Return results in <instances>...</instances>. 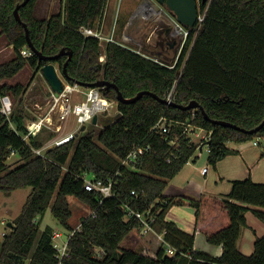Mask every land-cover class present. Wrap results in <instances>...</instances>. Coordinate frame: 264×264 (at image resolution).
Returning <instances> with one entry per match:
<instances>
[{"label":"trees","instance_id":"16d2710c","mask_svg":"<svg viewBox=\"0 0 264 264\" xmlns=\"http://www.w3.org/2000/svg\"><path fill=\"white\" fill-rule=\"evenodd\" d=\"M24 0H0V29L13 46L14 56L0 63V81L13 78L29 64L36 73L49 63L62 69L67 64L66 81L94 83L100 79L117 85L126 98L148 90L132 103L118 101L117 90H102L106 98L118 102L121 116L95 132L82 131L69 141L36 154L54 136L42 129L27 144L12 128L26 132V121L34 115L24 105L27 86L22 83L0 84V94H9L15 102L8 119L0 114V191L31 187L13 227L0 244V264H58L52 241L53 229L40 234L39 219L51 211L68 229L74 196L88 205L96 215L82 218V228L70 240L71 256L65 264H264V235L257 236L254 251L246 255L237 241L247 224L246 212L252 210L264 220V182L252 177L232 181L225 196L203 194L200 198H177L164 195L169 181L191 160L198 159V148L181 137V146L171 147L169 140L183 129L180 123L165 136L153 129L163 115L180 122H191L211 131L207 161L213 167L231 150L229 142L260 139L264 145V126L254 133L215 124L201 108L182 109L156 99L166 98L174 88L173 100L187 104L196 100L212 119H220L251 129L264 120V0H210L199 31L187 36L173 63L159 62L145 52H138L118 41H103L84 35L79 28H100L99 21L106 0H61L59 10L49 16L36 14L37 1L20 7V23L14 15ZM207 4H202L204 9ZM46 56L21 54L28 39ZM101 56L104 60L101 61ZM175 63L173 68L169 67ZM136 146H149L134 165L122 160ZM23 162L7 169L12 152ZM264 155V152L262 153ZM114 179L115 196L103 198L101 191L85 182ZM188 203L195 210V230L187 232L166 220L170 206ZM151 212L154 228L164 232L165 242L155 254L126 244L142 223L134 212ZM202 232L213 245H222L223 253L214 256L195 249V233ZM176 249L167 253V245Z\"/></svg>","mask_w":264,"mask_h":264},{"label":"built area","instance_id":"2783aa9c","mask_svg":"<svg viewBox=\"0 0 264 264\" xmlns=\"http://www.w3.org/2000/svg\"><path fill=\"white\" fill-rule=\"evenodd\" d=\"M209 2L204 9L202 8L201 3H199L197 23L193 28L184 27L182 24L176 21L177 28L183 32L184 42L192 30L199 31L201 28ZM145 5V3L141 4V6ZM99 29L100 28H92L90 26H81L79 28V30L86 36H95L102 39L104 37L102 36V32ZM109 40L115 41L113 39V34ZM124 41H130V37L125 35ZM137 51L140 52L139 49H137ZM33 53L34 52L30 49V47H28V45L21 49V54L25 57H29ZM100 59L103 61L104 57L101 56ZM153 59L155 60V58ZM157 60L161 62L159 59ZM174 66L175 63L169 65L171 68ZM39 73L42 75L41 70ZM173 95L174 88L169 92L166 98L169 101H174ZM13 110L14 101L12 97L9 94H0V114L10 119ZM118 113H120L118 102L106 98L99 87H86L77 81H64L61 91H54L50 89L49 96L46 98L43 104L38 105L34 117L27 119L25 133H21L19 130H17L13 123H11V126L15 132L21 135L23 140L29 145L31 144V136H35L42 129H48L54 132V136L47 140V142H45L41 147H33L34 153L44 155L45 151L49 148L61 145L72 139L74 136H77L81 131H84L87 124L93 123L94 116H97L98 118L102 116L113 118ZM97 122H99V120ZM180 123L183 125V129L181 132L175 133L173 136H171L169 140L171 147L174 145L181 146V137H184L189 144L197 145L198 148H200V151H202L204 146H208L206 142L210 140L212 132L191 122H180L163 115L156 122L153 129L161 134H164L168 138V134H171L173 128ZM253 143L257 145L258 141L255 140ZM148 149L149 146H136L122 160V164H136L138 160L148 151ZM12 154H15V152L13 151ZM207 170L208 168L204 167L202 173L205 174ZM85 182L101 191L103 198L100 200V203L104 198L115 196V193L113 192V178L103 180L92 179L91 177L86 176ZM134 214L142 223L141 229L138 230V234L141 237H149L151 234H154V237H156L154 241L155 245L160 247L165 242L164 232H158L154 228L155 218L151 215V212L137 211L134 212ZM89 215L95 216L96 213L95 211H91ZM81 228L82 222H80L77 227L68 229V234L66 236L62 232L53 230L52 241L55 248V258L57 259L58 264H65V260L70 258V240L74 237L77 231L81 230ZM6 233L7 231L2 232L0 238H4ZM175 251L176 249L174 247L169 244L167 245L168 254H172Z\"/></svg>","mask_w":264,"mask_h":264},{"label":"crops","instance_id":"0c3cea01","mask_svg":"<svg viewBox=\"0 0 264 264\" xmlns=\"http://www.w3.org/2000/svg\"><path fill=\"white\" fill-rule=\"evenodd\" d=\"M143 0H140L135 10L131 9L129 6H126L125 13L122 14L119 8H112L110 4H107L102 18L99 23L101 28L105 25L106 19H114L112 27L110 28L111 34L113 35H122V41H124V36L128 35L130 37V44H134V49H139L137 47H143L145 54L151 56L152 58L167 59L168 63H173L177 58V52L180 46L183 45L184 36L183 32L177 28L176 20L173 15L165 11H161V7H158L154 4H149L141 6L140 4ZM147 25H150V33L145 36L143 33L144 29H147ZM176 32V33H174ZM180 35L182 38L181 43H175L174 34ZM159 34V35H158ZM145 36V37H144ZM123 43V42H122ZM173 43V44H171ZM125 44V43H124ZM137 46V47H135ZM140 50V49H139ZM164 62V61H163ZM167 63V62H166ZM57 67V64H54ZM60 73V71H59ZM62 75V74H61ZM61 80L66 81V79L60 76ZM48 84V83H47ZM49 85V84H48ZM30 96L24 101V105L27 110H29L33 115L36 113L38 105L43 104L46 98L49 96L51 86L48 87V94L44 90L39 89L37 86H33ZM28 91V89H27ZM26 91V93H27ZM37 93V94H36ZM25 99V95H24ZM262 139L260 143L254 146H262ZM249 144L246 142L237 143L229 142L228 147L233 150L229 153L224 159H222L216 167H214V179L212 183L214 184L213 189H208V181L198 183L193 180L191 170H188L191 165L188 162L182 170L172 178L167 187H171L170 192H165L166 196H176L177 198H200L203 194H210L215 196H225L229 193L232 181L238 179H245L247 176L252 177L255 182H264V155L261 151H257L254 154L248 152ZM264 151V150H262ZM210 169L204 174L207 176ZM237 174H245V178L239 177ZM179 177V178H177ZM177 179V180H176ZM193 182V190L188 189V185ZM227 182L229 189L222 192L220 186ZM166 189V188H165ZM179 208H192V210H182V215H178L174 212L175 209ZM166 220L175 222L181 229L187 232H193L195 230V210L188 203L179 202L169 207L166 214ZM247 224L242 227L237 246L238 249L246 255H250L254 251V242L257 236L264 235V220L259 219L252 210L246 212ZM202 232L197 231L195 233V249L199 251H204L210 253L214 256H220L223 253L222 245H213L206 240L204 235L205 244L204 247L198 248L197 237L201 235ZM151 239L154 242L156 237L154 234H151ZM149 236V237H150ZM132 235L129 236L131 238ZM147 237H144L145 240ZM144 241V240H143ZM144 248V247H143ZM155 250L152 251L154 254L159 249V246H154ZM148 248H144L146 250ZM150 249V248H149Z\"/></svg>","mask_w":264,"mask_h":264},{"label":"rangeland","instance_id":"374dc122","mask_svg":"<svg viewBox=\"0 0 264 264\" xmlns=\"http://www.w3.org/2000/svg\"><path fill=\"white\" fill-rule=\"evenodd\" d=\"M139 1L140 0H106L105 5L107 6V4H110L111 7L114 9L119 8L121 13L124 14L126 11V9H125L126 6H129L131 9L133 8V10H135ZM37 3H38V5H37L36 14L39 17L49 16L52 12L59 10V8L61 6V0H38ZM106 6H105V8H106ZM113 22H114V19L107 18L103 28H101V25H100L99 30H101L102 36L104 37V38H102L103 41H108L109 38L112 36L110 28L112 27L111 25ZM146 28L147 29H144V31H143L145 36L147 34H149L151 31L150 25H147ZM122 38H123L122 35H119V36L113 35L114 40H116L120 43L123 42L128 46L134 47V44L131 45L130 44L131 42L122 41ZM135 47H137V46H135ZM182 47L183 46H180V48L177 52V57L179 56V53L181 52ZM137 48H139L140 50H144L143 47H137ZM13 56H14L13 46L10 44V41L7 39V37L4 34H1V29H0V63L11 59ZM161 60L168 63L167 59L162 58ZM57 67L59 68L58 65H57ZM58 74H59V77L62 76L61 73H58ZM4 83H9V84L22 83V84L26 85L28 91L26 90L27 93L24 94L25 95L24 101L30 96V94L33 90L32 88H34L33 86H37L39 89L44 90L45 93H47V94L49 92L48 91L49 85L47 84V80L40 73H36L35 70L29 64H27L22 70H20L13 78L4 79V80L0 81V84H4ZM16 103H17V98L15 99L14 104H16ZM91 124L92 123L87 124L84 131L91 130L92 129ZM101 127H102L101 121L97 122V126H95V132L99 131V129ZM254 141L255 140L246 142L249 144L248 146H250L248 148V152L250 154H254L257 151H261L263 153L264 151H262V150H264V145L262 144V146H258V147L254 146V144H253ZM197 154L199 156L198 159L196 161H193V160L190 161L191 165L188 167L189 168L188 170H191L193 180H195L198 183H202V184L205 181L206 182L208 181L209 182L208 186H207L208 189H213L214 184L212 183V179H214V172L213 171H215V169L207 161V157L209 154V147L204 146L202 151H198ZM20 162H23V159L21 158L19 153L11 154L10 157L6 161L7 166H8L7 169L12 168V166H15L16 164H18ZM262 164H264V161L262 162ZM204 167L210 169L209 174L207 176H204V174L202 173V170ZM237 175L239 177L244 176V178H245V174H237ZM177 178H179V177H177ZM193 184L194 183L191 182L190 185H188V189L191 191L194 189ZM226 184H227V182L220 186L222 192H225V191H227V189H229ZM170 189H171V187H166V189L164 191L170 192L171 191ZM31 190H32L31 187L20 188V189L14 190L9 195L6 194L4 191H0V235L2 232H5V231L9 232L10 231L11 227L8 226V223L12 222L14 224V221L17 218V216L20 214L22 207L26 201V198L29 195V193L31 192ZM69 200H70L71 208H72V217L70 218V224L73 228H75L82 221V218H84L85 216H88L90 214V208L88 205L84 204L81 200L77 199L74 196L69 197ZM182 210H190L191 211L192 208H186V209L179 208V209H175L174 212L178 215H182V212H183ZM2 221H4V222H2ZM39 226H40V234L47 227H51L53 230L62 232L65 234V236L68 234V228H66L61 223V221L53 215V213L51 211V207H49L45 211L43 216L40 217ZM131 235H132V237L129 238L128 241H126L127 245L133 244L140 250L141 249L144 250V248L146 247V248H148L146 250H148L149 253L151 252L152 254H154L152 251L155 250L154 246L156 247V245H155V242L152 241L151 236L147 237L146 238L147 240H145L144 237H141L137 231L132 232ZM2 240H3V238H0V244L2 243ZM205 242L206 241L204 239V234L201 233L200 237L199 236L197 237L198 248L202 249V247H204ZM150 250H152V251H150ZM29 260L30 259L27 258V260L25 261V264H29Z\"/></svg>","mask_w":264,"mask_h":264},{"label":"water","instance_id":"95a60500","mask_svg":"<svg viewBox=\"0 0 264 264\" xmlns=\"http://www.w3.org/2000/svg\"><path fill=\"white\" fill-rule=\"evenodd\" d=\"M145 1V0H143ZM151 4L162 6V4L165 2L166 6L168 7V9L173 13V16L175 17V20L182 24L184 27L187 28H193L195 26V24L197 23V16H198V11H199V0H160L158 2H155V0H148ZM29 2V0H24L22 3L18 4L14 10V15L15 18L22 23L20 14H19V9L20 7L24 6L25 4H27ZM209 2V0H200L201 5L202 4H207ZM25 29H26V36L28 39V47H30V49L38 54L40 56V59H44V60H50L53 59L55 56H46L43 55L41 51H39L31 42L30 40V31L27 27V25L25 23H23ZM66 54L68 55V59L66 60V62L64 63L62 69L58 70L54 64L49 63L46 64L42 69V76L47 80V83L51 86V89L54 91H61L62 87H63V81L61 80V78L59 77V71L60 73L63 75V77L65 79L68 78V73H67V64L70 61V59L72 58V51H65L62 50L60 53L57 54V56ZM156 61H158L155 58ZM86 87H99V89L102 91L104 89H109L110 87L115 88L117 90V98L119 102L122 103H132L137 101L138 99H140L144 94H149L151 93L148 90H143L140 91L136 96L130 97V98H126L124 97V95L121 93V91H119L118 87L116 84L111 83L107 80L104 79H100L94 83H80ZM153 96L156 97L157 100H159L160 102L167 104V105H172V106H176L182 109H192V108H201L203 114L205 115V117L209 120H211L213 123L215 124H220L223 126H229V127H233L236 128L238 130H241L243 132H248V133H254L257 132L258 130H260L263 126H264V120L256 127L251 128V129H247L241 126H238L235 123L229 122V121H225V120H220V119H212L210 118V116L205 112L204 108L200 105V103L196 100H192L187 104H178L175 101H169L167 98H159L156 94H152ZM121 116V113L116 114L113 118L112 117H97L94 116L93 118V124H96L97 121H101V123L103 125L109 124L113 121L118 120V118ZM13 223L9 222L8 226L9 227H13Z\"/></svg>","mask_w":264,"mask_h":264},{"label":"flooded vegetation","instance_id":"af4514ba","mask_svg":"<svg viewBox=\"0 0 264 264\" xmlns=\"http://www.w3.org/2000/svg\"><path fill=\"white\" fill-rule=\"evenodd\" d=\"M158 1H160V0H155V2H158ZM164 1H166V0H164ZM144 3L146 5H148V3L150 4V2L148 0L143 1L141 4H144ZM199 3H200V0H199ZM159 7H161V11L160 12L165 11V12L170 13L171 15H173V13L166 6V3L165 2L162 4V6H159ZM174 33H176V32H174ZM174 36H175L174 37L175 43H178V42L181 43L182 42V38H180V35H178V33L177 34H174ZM171 44H173V43H171Z\"/></svg>","mask_w":264,"mask_h":264}]
</instances>
